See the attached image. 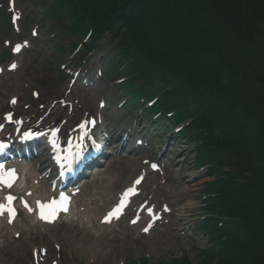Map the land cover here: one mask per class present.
I'll list each match as a JSON object with an SVG mask.
<instances>
[{
	"label": "trees",
	"instance_id": "obj_1",
	"mask_svg": "<svg viewBox=\"0 0 264 264\" xmlns=\"http://www.w3.org/2000/svg\"><path fill=\"white\" fill-rule=\"evenodd\" d=\"M87 2L85 13L97 27L105 22L115 29L125 14L133 45L147 43L158 58L179 63L205 92L210 109L203 121L227 132L230 154L221 163L250 174L242 211L254 221V232L237 246L243 256L237 263L264 264V0Z\"/></svg>",
	"mask_w": 264,
	"mask_h": 264
},
{
	"label": "rangeland",
	"instance_id": "obj_2",
	"mask_svg": "<svg viewBox=\"0 0 264 264\" xmlns=\"http://www.w3.org/2000/svg\"><path fill=\"white\" fill-rule=\"evenodd\" d=\"M19 4L24 9L25 21L30 12L28 4L25 2H19ZM20 5L18 6L19 9H21ZM40 14L41 9H38L37 14L33 16L35 21L40 20ZM23 26L27 28L24 22ZM101 45V48L106 49L107 38L103 40ZM32 47L33 49L18 57L21 67H19L17 72L5 76L0 81L3 89V92H0V97H4V100H6L7 95L18 94V92L23 93L26 88H44L41 84L42 78H56V73L54 72L55 63L46 45L43 46L41 39H38ZM105 113L107 118L112 117L114 114L113 106L109 105V109ZM129 160L133 161V159ZM188 160L187 157V163L184 166L180 164L176 168L169 166L167 169L171 182L164 186L163 193L167 194L176 211L173 223L164 228V230H157L149 239L138 241L134 240L133 234L127 231H124L121 235H111L109 233L96 232L89 228L85 230L80 228L78 230L79 233L85 232L92 235L100 246L117 244L115 254L110 256H108V251H103V247L100 248L99 251L102 252L103 256L99 258L96 264H121L130 260L137 261L140 257H146L148 259L147 264H168L172 259L179 258L183 254H187L193 263H199L198 251L206 247V242L191 231L188 232V226L195 225L197 221L198 193L203 179H200ZM132 171L130 170L129 175H131ZM114 175L115 172L109 170L107 177L112 179ZM156 182L161 183L159 180H156ZM101 236H104V239H101ZM114 237H117L118 240L114 239ZM78 249L71 254L73 260L67 261V257V263L65 264H90L89 254L87 252L82 253L81 247ZM105 253L106 255H104ZM13 260V258H10L9 262L12 263ZM15 263L18 264L19 262Z\"/></svg>",
	"mask_w": 264,
	"mask_h": 264
},
{
	"label": "snow or ice",
	"instance_id": "obj_3",
	"mask_svg": "<svg viewBox=\"0 0 264 264\" xmlns=\"http://www.w3.org/2000/svg\"><path fill=\"white\" fill-rule=\"evenodd\" d=\"M16 51H19V48L16 49ZM15 67V65H13V68ZM14 102V101H13ZM10 118V117H9ZM81 127H83V125H81ZM29 135V134H26ZM4 145L0 144V148H3ZM153 167H156V165H153ZM12 175L11 171L8 173V176L10 177ZM7 181H5L3 176H0V183H5ZM137 183H139V180L137 181ZM8 186L11 187V183L8 182ZM131 191V190H130ZM9 203L11 202V200L13 199V197L9 196L8 198ZM62 199H65L64 197H62ZM44 207V206H42ZM4 211H8L10 215H14V209L11 207H6L4 204H0V214H2ZM118 211V209L116 210ZM114 213L110 214V215H114ZM54 215V213H53ZM41 218L42 219H49V217H46L43 212L41 213ZM145 231H147V229H145Z\"/></svg>",
	"mask_w": 264,
	"mask_h": 264
},
{
	"label": "bare ground",
	"instance_id": "obj_4",
	"mask_svg": "<svg viewBox=\"0 0 264 264\" xmlns=\"http://www.w3.org/2000/svg\"><path fill=\"white\" fill-rule=\"evenodd\" d=\"M60 232L72 235L73 230L71 228H65V226H64V227L60 228ZM94 244L95 243L91 242V243H89L90 246L86 247L88 245V242L85 239L82 240L81 238H79L77 240V247H81L82 253L88 252V250L90 249L89 255H91V253H93V252H97L99 249L98 246H95L96 244L95 245ZM100 258H102V255L100 256Z\"/></svg>",
	"mask_w": 264,
	"mask_h": 264
}]
</instances>
